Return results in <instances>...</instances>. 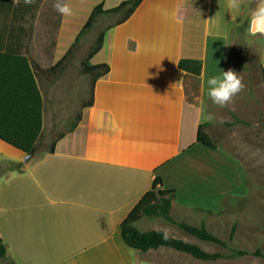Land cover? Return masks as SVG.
Returning a JSON list of instances; mask_svg holds the SVG:
<instances>
[{
  "label": "crops",
  "instance_id": "obj_1",
  "mask_svg": "<svg viewBox=\"0 0 264 264\" xmlns=\"http://www.w3.org/2000/svg\"><path fill=\"white\" fill-rule=\"evenodd\" d=\"M111 1L65 0L72 14H61L51 58L98 4L109 9L124 0H113L110 7ZM230 2L144 0L128 21L106 32L96 57L110 72L97 81L94 104L82 110V120L54 153H35L25 164L26 154L0 140V161L23 163L21 172L0 175V238L9 264H163L180 252L161 247L142 253L121 233L155 178L176 193L172 216L192 224L241 194L242 162L214 143L206 127L213 117L209 104L210 110L222 108L208 96L206 81L237 72L244 87L230 107L244 109L248 103L238 95L250 84L237 41L260 38L264 70V35L249 32L261 0H238L236 9ZM182 59L200 61L201 75L180 70ZM200 126L214 149L197 141ZM135 225L140 232L163 231L192 243L161 218L143 216Z\"/></svg>",
  "mask_w": 264,
  "mask_h": 264
},
{
  "label": "rangeland",
  "instance_id": "obj_2",
  "mask_svg": "<svg viewBox=\"0 0 264 264\" xmlns=\"http://www.w3.org/2000/svg\"><path fill=\"white\" fill-rule=\"evenodd\" d=\"M56 2L57 0H43L38 10L33 13L35 17H28L24 23L27 29L32 30L28 55L32 63L43 70H48L67 54L85 26L84 24L80 27L74 26V29H71L74 34L64 36L61 45L56 48L51 58L56 35L60 30L57 28L59 12L54 7ZM108 5L112 7L115 5L114 1L112 0ZM117 19L118 16L100 18L91 30L80 37L62 68L56 73L39 72L38 82L44 99V129L38 143L37 156L49 151L59 135L70 130L76 117L83 110L82 103L89 100L92 81L90 75L82 71L83 63L87 60L100 32L114 24ZM67 44L69 45L66 46ZM240 47L244 52L243 66L248 70L250 86L249 91L244 88L245 93L238 96H242L243 101L248 104L242 110L231 108L230 104L227 107L210 110L212 106L209 104V113L213 117L206 127L214 143L242 162L246 172L245 189L243 188L239 196L229 200L221 211L203 212L197 216L198 221L194 225L200 226L204 222L211 232L226 242L229 240L233 226L236 225L234 239L229 243V247L252 252L260 249L264 253V75L259 60L260 38L243 37L240 42L237 41L236 51H239ZM96 55L90 60V64L99 63L100 57ZM218 114L225 115L232 122H227L221 115L217 116ZM236 118L242 123H235ZM2 144L12 151H19L4 142ZM15 164L13 161L1 158L0 175L13 169ZM181 232L183 233L182 230ZM186 239L209 253H231L227 247L201 241L188 234ZM162 262L163 264H264V258L246 255L240 258L202 261L180 252L175 257L169 255V259H163ZM0 264L9 263L6 259H0Z\"/></svg>",
  "mask_w": 264,
  "mask_h": 264
},
{
  "label": "trees",
  "instance_id": "obj_3",
  "mask_svg": "<svg viewBox=\"0 0 264 264\" xmlns=\"http://www.w3.org/2000/svg\"><path fill=\"white\" fill-rule=\"evenodd\" d=\"M42 1L0 0V140L27 155L37 152L44 129V99L38 82L39 72L56 73L58 69L62 68L68 54L72 53L80 37L91 30L100 18L118 16L114 24L100 32L87 60L83 63L82 71L90 75L92 82L90 98L82 103V109L91 107L95 99V85L101 77L110 72V66L105 63L92 65L90 60L101 51L106 32L111 27L128 21L144 2V0H124L118 6L110 9L105 8L104 2L98 4L91 12L89 19L67 54L57 64L48 70H43L33 64L28 55V43L31 39L30 32L32 30L24 26L28 17H35L33 13L38 10ZM60 17L61 14L59 13L57 28L60 25ZM24 39H26L25 42ZM178 66L180 70L194 76H200L203 69L200 61L191 59L180 60ZM81 120L82 111L76 117L70 130L60 134L58 139L52 143L49 153H54L57 142L74 131ZM235 123H242V121L236 118ZM197 141L206 147L215 148L213 141L203 131V126L199 128ZM22 165V162L16 163L11 170L21 172ZM175 196V191L163 189L161 178H155L152 189L144 195L121 225L124 242L142 253L165 247L189 254L202 261H216L229 257L240 258L246 255L264 258V253L260 249L252 252L229 247V243L233 242L234 239L236 225L233 226L229 240L226 242L211 232L204 222L197 226L185 220L174 218L171 214V208ZM143 216L161 218L166 223L177 226L186 234L201 241L227 247L231 253H209L199 245L168 237L163 231L140 232L135 224ZM5 258L6 246L0 238V259Z\"/></svg>",
  "mask_w": 264,
  "mask_h": 264
},
{
  "label": "clouds",
  "instance_id": "obj_4",
  "mask_svg": "<svg viewBox=\"0 0 264 264\" xmlns=\"http://www.w3.org/2000/svg\"><path fill=\"white\" fill-rule=\"evenodd\" d=\"M229 6L233 9L238 8V0H231ZM54 7L63 16L72 14V9L65 0H57ZM249 32L251 35H264V0H261V5L251 15ZM206 83L208 96L214 104L222 108L227 107L233 97L244 87L239 74L234 70L223 71L220 75L208 77Z\"/></svg>",
  "mask_w": 264,
  "mask_h": 264
},
{
  "label": "water",
  "instance_id": "obj_5",
  "mask_svg": "<svg viewBox=\"0 0 264 264\" xmlns=\"http://www.w3.org/2000/svg\"><path fill=\"white\" fill-rule=\"evenodd\" d=\"M34 154L35 153L29 154V155L26 154V157L24 159V163L28 164L30 162V160L33 158Z\"/></svg>",
  "mask_w": 264,
  "mask_h": 264
}]
</instances>
